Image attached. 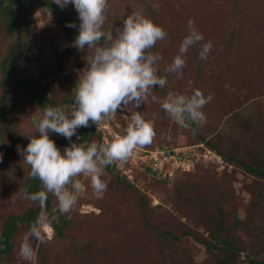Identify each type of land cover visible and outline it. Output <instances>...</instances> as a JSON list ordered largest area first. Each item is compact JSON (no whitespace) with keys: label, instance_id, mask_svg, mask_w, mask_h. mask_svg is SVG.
I'll list each match as a JSON object with an SVG mask.
<instances>
[{"label":"rangeland","instance_id":"374dc122","mask_svg":"<svg viewBox=\"0 0 264 264\" xmlns=\"http://www.w3.org/2000/svg\"><path fill=\"white\" fill-rule=\"evenodd\" d=\"M21 1L38 6L29 13L30 21L10 36L0 16V63L16 37L31 43L27 54L16 61L13 76L19 81L34 79L44 84L52 103L60 106L72 85L79 83V75L88 66L85 57L87 52L91 55V50L75 48L61 64L58 52L74 47V40L54 14L38 4L39 0ZM67 7L80 24L74 6ZM134 11H142L167 32L166 39L158 41L151 53L162 57L157 74L166 76L168 83L154 89L156 101L150 97L139 109L118 110L102 122L112 125L122 136L131 114L140 111L146 120L154 122L156 135L152 143L136 150L130 162H123L128 167L122 170L128 175L126 182L118 181L105 170L102 178L108 187L102 199L94 196L90 180L81 178L84 190L76 208L60 215L68 219L62 235L58 236L52 224L48 225L51 231L45 232V241H32L35 253L31 261L20 254L29 231L19 225L12 239L13 249L0 256V264H220L199 241L205 238L216 245L220 259L230 258L226 264H247L248 255L264 258V179L248 173L240 163H256L264 155V0H108L103 30H113L115 34V28H122L124 19ZM189 19L203 35L201 44L211 41L213 47L206 59L199 58L201 44L190 48L182 75L178 76L168 73L167 66L179 54L180 44L190 31ZM2 78L0 69V82ZM195 89L213 99L203 108L206 122L185 129L168 116L159 101L168 92L191 95ZM4 94L0 83V106L7 103L0 130L2 144L13 145L15 150L6 163L0 160V232L11 215L37 204L22 196L26 181L31 178L30 166L17 149L27 147L28 135L43 115L29 98L16 102L15 97ZM81 130L78 128L71 140L66 139L70 146L78 143ZM198 132L226 157L236 159L227 161L213 151L217 156L209 154L210 157H221V161L210 164L205 160L208 145L202 143ZM49 137L55 140L63 136L50 132ZM196 144L199 147L193 150ZM144 151H152L158 158H140ZM162 151L166 155L168 151L176 153L165 159ZM183 154L185 162L181 163L177 159ZM140 195L145 196L146 214L158 232L145 223ZM49 197L57 209V200ZM221 214L225 228L220 234L235 242L240 250L237 254L217 249L214 222ZM164 230L181 239H174Z\"/></svg>","mask_w":264,"mask_h":264},{"label":"clouds","instance_id":"9594fccd","mask_svg":"<svg viewBox=\"0 0 264 264\" xmlns=\"http://www.w3.org/2000/svg\"><path fill=\"white\" fill-rule=\"evenodd\" d=\"M61 9L72 4L78 12L79 32L74 47L80 51L91 50L85 57L87 67L79 75L74 102L70 108L48 106L29 134L27 147L20 149L23 161L30 166L29 175L40 182L41 190L23 192V198L37 203L40 213L31 225L20 246L21 256L31 261L35 249L32 241L43 243L47 226L58 222L59 216L47 210L49 195L53 196L60 215L70 214L77 206L84 184L81 178L90 180L94 196L102 199L108 182L103 179L105 168L127 161L133 153L152 143L156 133L154 122L146 120L140 111L131 114L126 134L117 136L112 142L88 146L72 143L63 152L57 147L49 133L54 132L68 140L76 135L80 127L98 126L121 109H139L149 98L157 100L154 89L168 83L166 76L158 75V62L162 57L152 54L158 41L167 37V32L146 17L142 11H134L123 21L122 28L105 31L108 0H53ZM67 27H75L69 23ZM189 33L182 40L179 54L167 66L168 73L182 75L188 50L203 41L195 22L188 21ZM104 40L103 45L100 44ZM213 45L211 41L201 44L199 58L206 59ZM213 97H207L195 89L191 95L168 92L159 101L160 107L180 127L188 129L192 124L203 125L206 115L204 106ZM38 132L39 135H34ZM2 160V154H0ZM70 218V216H69Z\"/></svg>","mask_w":264,"mask_h":264},{"label":"trees","instance_id":"16d2710c","mask_svg":"<svg viewBox=\"0 0 264 264\" xmlns=\"http://www.w3.org/2000/svg\"><path fill=\"white\" fill-rule=\"evenodd\" d=\"M40 5H43L47 7L55 16L58 24L63 28L64 32L72 39L75 40L76 36L79 32V24L75 22V18L73 16V12L71 9H69L67 6L61 9L57 4L53 2V0H39ZM38 5H28L26 1L21 0H0V16L3 18L5 26L8 27V36L12 35L13 33H17L20 31L22 26L24 24L28 23L30 21L29 13L33 11L35 7ZM72 23L75 25V27H67L66 25ZM23 38L20 36L16 37V40L11 43L8 53L6 57L3 59V61L0 63V69L3 72V78L1 80V85L4 88L5 96L9 95L11 98L12 96L16 98V102L19 101V99H26L29 98L32 100L35 105H37L43 113V109L48 106L57 107L58 105H54L52 103V97L50 96V92L47 89V87L40 83L36 82L34 79H26V80H17L13 76V68L15 66L16 61L23 55H26L28 52V46L31 45V43H26L22 41ZM104 41L103 39L100 41ZM76 47L68 48L65 52H58V58L60 59L61 64H63V60L65 57L70 56L74 51ZM77 50V48H76ZM64 70V69H63ZM62 70V71H63ZM61 71V70H60ZM61 71V72H62ZM78 82H75L72 85V88L70 89V92H68V96L64 97L60 101V106L64 107L67 105L65 109H68L73 102H74V95H75V89L77 87ZM12 97V98H13ZM11 98V99H12ZM3 106H0V130L2 129V123L5 120L6 117V108L7 103L2 104ZM18 117V116H17ZM19 119V118H18ZM111 121V120H110ZM116 126V128L121 132L123 131V128L119 125V123H116L114 120H112ZM196 124H192V126H195ZM54 133V132H51ZM199 138L201 139L202 143H206L208 148L206 151H218L217 153L224 157V159L228 160H235L236 158L234 156L226 157L222 151L213 143L205 140V138L198 132ZM95 138L97 139V143L101 144L102 136L101 133L98 132L93 126L89 127H82L80 139L78 141V145H84L88 146L91 143L95 142ZM114 139H111V142ZM57 147L60 148V150L63 152L65 147H69L70 145L66 141L65 137H60L54 140ZM206 141V142H205ZM2 132L0 131V154H2V159L6 163L8 160V157L11 155V153L15 150V146H5L2 144ZM26 143H29L28 140H26ZM199 143V142H198ZM196 144V148L199 147ZM194 146V145H193ZM195 148V149H196ZM142 149V148H141ZM148 150V149H147ZM142 151V150H141ZM174 155V151L173 154ZM206 156V154H205ZM139 157V155L137 156ZM207 157V156H206ZM130 162V158L128 159ZM201 160V158L198 160V162ZM206 161H209L211 164H217L218 161L216 159H205ZM132 163V162H131ZM242 166L245 168V170L253 174L257 177L264 179V155L261 157V159H257L256 163L248 162V161H240ZM121 164V163H120ZM120 164H113L105 168L108 172L113 174L118 181L126 182L128 176L127 174L122 172V169H120ZM123 164V163H122ZM125 166L127 167V164L125 163ZM128 168V167H127ZM150 171V170H149ZM130 186H133L132 183L129 184ZM134 187V186H133ZM28 193H34L39 190H41V185L39 180L30 178L26 181V185L24 188ZM141 200V208L144 213V219L145 223L152 227L154 232H158L157 228L150 222L149 215L146 214L148 211V204L146 202L145 196L140 195ZM47 210L51 215H57L59 216L58 222L51 223L52 226L55 228L57 235L61 236L63 233V230L65 226L68 223V219L66 216H60L58 211H54V206L50 200V197H48L47 200ZM40 213V208L38 204L36 206L31 207L29 210L21 213V214H15L11 215L3 228V230L0 232V256L4 257L13 249V237L16 233V230L19 225H25L27 230L30 231L31 225L36 221L38 215ZM62 221V222H61ZM215 224V236H216V242L217 249L222 250L224 252H228L230 254H237L240 252L237 245L231 238L223 237L220 232L222 229L225 228V219L224 216L221 214V216L214 222ZM167 235H170L174 239H181V236L174 234L170 232L169 230H164ZM206 246L207 250L211 252L213 255L216 256L217 261L220 264H226L230 261L229 257L226 258H219L218 254L215 252V247L210 240L205 238L204 240H199ZM223 245V246H221ZM247 264H264V258H258L253 257L251 255L246 256ZM232 264H236V261Z\"/></svg>","mask_w":264,"mask_h":264},{"label":"built area","instance_id":"2783aa9c","mask_svg":"<svg viewBox=\"0 0 264 264\" xmlns=\"http://www.w3.org/2000/svg\"><path fill=\"white\" fill-rule=\"evenodd\" d=\"M90 125L93 126L98 132L101 133V136H102L101 144L110 143L112 138L115 139L117 136H120L119 133H117V131L109 123L101 122L98 126H96L95 124H90ZM193 147H194V149H193ZM193 147L191 149L195 150L196 146L194 145ZM186 151L187 150H185L184 152H186ZM207 152L208 153H206V156L209 157V159H212V157H210L209 154H213L214 156H217V154L213 153V151H211V150H208ZM143 153L144 154L140 155V158H144V157H153L155 159L158 158L157 156L155 157V155L152 154V151H149V152L144 151ZM149 153H151V154H149ZM174 153H176V152H174ZM160 154H162L163 158H165V159H168L169 157L173 156V155H168V154L166 155L165 151L160 152ZM186 155H187L188 160H190L191 156L189 154H187V152H186ZM177 160L180 161L181 163L185 162L184 154H183V156L179 157ZM216 160L221 161V157H218ZM149 161H151V160H149ZM154 163L156 164L155 160H154ZM154 163H153V167H154ZM124 167H125V165L123 164L121 166V169L123 170Z\"/></svg>","mask_w":264,"mask_h":264},{"label":"water","instance_id":"95a60500","mask_svg":"<svg viewBox=\"0 0 264 264\" xmlns=\"http://www.w3.org/2000/svg\"><path fill=\"white\" fill-rule=\"evenodd\" d=\"M167 153H168V155H172L173 151H168Z\"/></svg>","mask_w":264,"mask_h":264}]
</instances>
